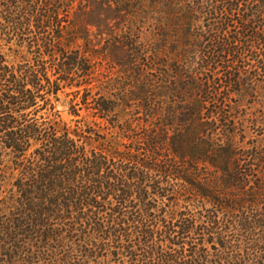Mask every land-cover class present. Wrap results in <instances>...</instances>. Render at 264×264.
Returning <instances> with one entry per match:
<instances>
[{"label": "trees", "instance_id": "16d2710c", "mask_svg": "<svg viewBox=\"0 0 264 264\" xmlns=\"http://www.w3.org/2000/svg\"><path fill=\"white\" fill-rule=\"evenodd\" d=\"M0 18L32 56L0 54V264H264V0H0ZM102 63V93L75 95L110 133L38 116Z\"/></svg>", "mask_w": 264, "mask_h": 264}, {"label": "rangeland", "instance_id": "374dc122", "mask_svg": "<svg viewBox=\"0 0 264 264\" xmlns=\"http://www.w3.org/2000/svg\"><path fill=\"white\" fill-rule=\"evenodd\" d=\"M0 22L3 23L1 18H0ZM30 36L31 35L27 37H30ZM5 37L6 36L2 34L0 35V54L5 57L8 64L12 65L15 63H19L22 59H25L28 61L32 59V56L27 53V49L23 47V45H20V42L18 41L17 38H15V36H12L11 40H4ZM91 39L93 40L95 44L96 40L94 39L92 34H91ZM102 64L103 65L96 67V71L93 75V77L96 79H94L90 85H83L80 88H76L75 86H64L57 93L56 98L52 96H46L47 99H50L51 101V110L49 109L42 110L38 114V116L42 115L44 117L52 118L55 114L56 116L59 117V119L62 122L66 123L71 128H74L76 125H79L80 127L87 125L88 127H91L97 130L100 134L105 135L106 133H110L109 130H107L108 125L106 124V122L98 119L97 117H94L92 114V111L85 109L84 106L81 104V101H82L81 94L75 95V91L82 90L85 87L92 88L91 95H95L97 92L102 93L100 90L95 88L96 86L100 84L98 80L106 81L108 79H111L114 73V70L109 69L105 65V63H102ZM47 66L49 67L46 73L47 77H49L51 80H54L55 79V77L53 76L54 72L51 68L50 61L47 62ZM247 100L248 102H251L248 99V97L246 101ZM263 103H264V97L260 96L258 97V101L251 104L250 109L247 110V112L250 115H252L255 118L260 119V122L261 120L262 121L264 120V106L261 105ZM74 113H77L78 116H76ZM258 125L260 126L261 124L258 123ZM262 128H263V131L261 133H264V126ZM247 131H248V137L255 136V134H253V131L251 129H248ZM114 136H116V134H114ZM112 137L113 136L110 137L109 135V138H112ZM260 138H264V134Z\"/></svg>", "mask_w": 264, "mask_h": 264}]
</instances>
